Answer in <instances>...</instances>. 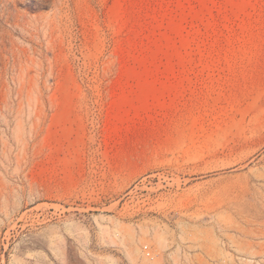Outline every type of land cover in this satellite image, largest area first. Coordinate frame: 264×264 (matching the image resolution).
Returning a JSON list of instances; mask_svg holds the SVG:
<instances>
[{
	"label": "rangeland",
	"instance_id": "1",
	"mask_svg": "<svg viewBox=\"0 0 264 264\" xmlns=\"http://www.w3.org/2000/svg\"><path fill=\"white\" fill-rule=\"evenodd\" d=\"M0 264H264V0H0Z\"/></svg>",
	"mask_w": 264,
	"mask_h": 264
}]
</instances>
